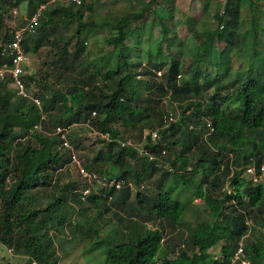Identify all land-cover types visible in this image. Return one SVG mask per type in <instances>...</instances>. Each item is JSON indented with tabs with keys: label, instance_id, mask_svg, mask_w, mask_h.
<instances>
[{
	"label": "trees",
	"instance_id": "trees-1",
	"mask_svg": "<svg viewBox=\"0 0 264 264\" xmlns=\"http://www.w3.org/2000/svg\"><path fill=\"white\" fill-rule=\"evenodd\" d=\"M9 1L13 0H0V64L6 61L2 45L45 6L36 32L23 41L27 55L52 45L55 65L69 67L79 61L86 65L63 88L55 86L66 80L63 73L53 83L50 73L28 74L27 87L40 96L41 107L14 95L8 82L0 87V245L24 256L26 264H59L62 255L50 229L65 226L64 208L76 212V204H102L103 217L109 206L125 208L135 197L142 213L136 221L128 218L122 231L127 240L122 241L119 232L116 237L108 235L111 247L105 264H243L232 262L241 242L250 264H264V179L255 182L247 172L252 168L260 175L264 166L260 1L218 0L212 9L213 0H206L205 17L215 26L210 28L178 15L168 0H148L138 11L103 21L87 19L93 5L85 0L81 5L27 0L23 23L11 32L3 25ZM149 14L155 16L151 22ZM182 25L198 41L197 54L188 65L171 53ZM104 30L109 31L105 40L109 49L87 59V41ZM165 98L180 110L178 118L173 113L176 122L170 125L164 120ZM88 122L99 132L94 138L102 147L83 166L124 186L119 191L92 189L83 199L89 183L71 163V150L62 147L55 129ZM118 127L138 131L140 143L146 131L157 130V140L143 146L154 158L142 155L137 147L122 146L132 137L123 136ZM69 137L76 151L81 134ZM68 166L75 168L78 179L61 185L59 177ZM157 173L161 176L152 191L146 184ZM183 195L188 201L201 199L210 218L191 231V248H180L172 256L164 244V230L148 229L143 221L153 218L175 228L187 209ZM47 196L52 201L44 205ZM96 230L93 223L87 228L74 224V231L85 238L97 235ZM251 234L257 238L249 240ZM217 246L219 252L213 251Z\"/></svg>",
	"mask_w": 264,
	"mask_h": 264
},
{
	"label": "rangeland",
	"instance_id": "rangeland-1",
	"mask_svg": "<svg viewBox=\"0 0 264 264\" xmlns=\"http://www.w3.org/2000/svg\"><path fill=\"white\" fill-rule=\"evenodd\" d=\"M88 4L93 5V11L87 13V19L92 21H103L106 19H114L116 16H121L131 11H138L143 2L148 0H85ZM169 5L178 15L186 14L195 20L201 21L204 24H208L210 28L215 27L212 25V20L205 17V10L207 7L206 0H168ZM261 7L264 10V0H259ZM224 0H219V3H223ZM218 0L211 2V8L215 9ZM28 10L27 0H21L17 2L15 0L9 1L6 7V12L3 17V25L9 32L13 31L23 23V17ZM261 11V10H260ZM155 18L154 15H148L147 21L151 22ZM247 20V18H245ZM109 35L108 30L96 33L92 35L86 44V51L88 53L87 59H95L101 55L102 52L108 50L106 45V38ZM178 39L172 44L171 53L174 58L187 61V65L192 62V58L197 54L198 41L194 34H191L187 26H180L177 29ZM155 38L159 37V31L154 35ZM220 48L224 47L223 43H219ZM55 47L52 45H45L37 52L29 54V65L27 66V72L29 75H35L36 73H50L51 83L56 81L60 73L64 74L66 80H61L55 84L56 88H63L66 85L72 83V81L78 77L82 67H85L84 63L79 61L78 64H68L64 66H58L53 63V56L55 54ZM91 53V54H90ZM234 69H238V63L234 62ZM212 71V70H211ZM54 76V77H53ZM40 89H37L39 91ZM15 95V94H14ZM162 107L165 112H173L178 118L180 110L177 103H174L170 98H165ZM122 129L121 127H118ZM123 136L132 137L133 140L138 142L139 132L131 131L127 132L123 129ZM73 133L81 134L80 141L76 147V153L80 158L82 164L86 161H90L101 150V144L96 143L97 138L88 136V129L85 126L74 127L71 130L70 136ZM72 143V142H71ZM74 145V144H73ZM160 174L152 179L151 184H146L148 189L155 190L153 185L160 178ZM61 185L76 182L77 172L74 167L65 169L63 175L59 177ZM99 186L94 184L93 189H98ZM48 193H51L49 191ZM59 194V193H58ZM49 195V194H48ZM184 200H189L188 195H183ZM52 200L49 196L46 197L44 205H47ZM108 205V204H106ZM76 207V208H75ZM73 210L69 207L64 208L65 216L67 217V223H71L73 226L65 224L64 227H58L50 229V232L54 235V241L58 249L59 255H62L59 264H105L108 251L110 249L109 236L116 237V233H120L122 241L127 240V237L122 235V231L126 229L127 220L129 217H133L136 221L139 219L140 210L136 202V198L132 197L125 208L118 209L116 207H110V211L104 213L103 217L99 216V211L103 210V205L94 206L91 203H85L83 205L76 206ZM81 208V212H79ZM137 209L133 211V209ZM85 211V212H84ZM117 215V217L115 216ZM209 210L201 199H191L187 203V209L181 222L175 228L170 227L166 222L155 221L153 218H148L143 221L148 229H160L164 230L166 242L165 246L171 251V255L175 256L180 248H191L190 234L191 231L198 225V223L209 219ZM122 219V222L119 220ZM95 220V221H94ZM77 222L83 224L85 228L88 227V223H93L94 228H97V235L85 238L74 231V224ZM258 236V232L255 233ZM255 236L251 234L248 239L254 240ZM246 239V241L248 240ZM245 241V242H246ZM249 242V241H247ZM220 247L217 246L213 249L215 252H219ZM27 259L24 256L16 255L14 252H9L7 246L0 245V264H26Z\"/></svg>",
	"mask_w": 264,
	"mask_h": 264
},
{
	"label": "built area",
	"instance_id": "built-area-1",
	"mask_svg": "<svg viewBox=\"0 0 264 264\" xmlns=\"http://www.w3.org/2000/svg\"><path fill=\"white\" fill-rule=\"evenodd\" d=\"M62 1L65 0H51L49 3H57ZM66 1L76 3L77 5L82 4V0H66ZM44 8L45 6H41V8H39L36 14L26 19V23L14 32L13 39L2 45L3 48L2 57L6 61L0 64V87L2 83L8 82L9 87L13 90V92L17 97L30 99L38 107H41L42 100L39 95H36L35 93L30 91L25 81L26 76H28V72L26 68L29 65V56L27 55L23 47V41L27 34L36 32V28L39 25V18L41 15V11ZM157 74L160 76L161 71H158ZM164 120L165 123L168 125L176 122V118L173 112L166 113L164 116ZM81 126L87 127L89 131L88 133L89 137H95L99 135V132L93 127V125L90 122L83 125L73 124L72 126H68V127L58 126L55 129V133L60 136L62 147L71 150V159H72L71 163L75 165L81 178L85 179L89 183V187L83 191V199H85V197H87L91 193L94 184H97L99 187L115 189L117 191L121 190L124 186V183L122 181L100 178L97 174L88 171L83 166L69 137L72 128L81 127ZM209 127L211 126L209 125ZM211 130H213V128H211ZM157 138H158L157 130H152V131L150 130V131H146L143 134V140H142L143 143H140L139 141L136 142V140L131 139L129 141L122 142V146L127 145V146L137 147L142 155L150 156V159H153L154 156L153 155L151 156L150 152L144 149L143 146L145 145L146 141L151 140L155 142ZM247 172L253 175V180L255 182H259L264 179V166L261 169L260 175L257 174L255 170L252 168L251 169L249 168ZM228 193H231L230 189L228 190ZM246 224L251 225V221L247 220ZM8 251L13 252V249L9 248ZM239 260H241L243 264H250V262L246 260L242 242L239 244V247L235 252L232 262L234 263L235 261H239ZM32 264H38V263L33 262Z\"/></svg>",
	"mask_w": 264,
	"mask_h": 264
},
{
	"label": "clouds",
	"instance_id": "clouds-1",
	"mask_svg": "<svg viewBox=\"0 0 264 264\" xmlns=\"http://www.w3.org/2000/svg\"><path fill=\"white\" fill-rule=\"evenodd\" d=\"M23 25H24V24H23ZM23 25H22V26H23ZM22 26H21V27H22Z\"/></svg>",
	"mask_w": 264,
	"mask_h": 264
}]
</instances>
